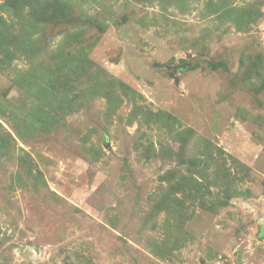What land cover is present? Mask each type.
Here are the masks:
<instances>
[{
  "label": "rangeland",
  "instance_id": "374dc122",
  "mask_svg": "<svg viewBox=\"0 0 264 264\" xmlns=\"http://www.w3.org/2000/svg\"><path fill=\"white\" fill-rule=\"evenodd\" d=\"M57 1L0 11V264H264V0Z\"/></svg>",
  "mask_w": 264,
  "mask_h": 264
},
{
  "label": "trees",
  "instance_id": "16d2710c",
  "mask_svg": "<svg viewBox=\"0 0 264 264\" xmlns=\"http://www.w3.org/2000/svg\"><path fill=\"white\" fill-rule=\"evenodd\" d=\"M24 1L25 0H0V11L1 10H8L9 12L14 10L13 12H15L16 14L18 15H21V9H23V5H24ZM52 3L54 4V7L55 8H59V12H57L56 14L58 15V17L60 18H63V17H66L67 15V7L64 5L63 2H59L57 0H52ZM226 3H222V5L220 4V6H222V13H223V16L225 17H231L234 19V21L236 22V25L238 27V29L240 30H243V28L251 22V20H253V14L250 12V10L248 9H244L242 11V9H240L239 11L241 12H238L237 11H234V8H223V6H226L225 5ZM56 15V17H57ZM68 16V15H67ZM6 22L4 21V19L1 17L0 15V40L4 42V44L8 47L9 51L11 49V47L13 46H16L17 44H15V40L13 38L10 37V33H8V35L5 34V31L7 32L9 29H11V26L9 28V26H6L5 24ZM8 27V28H6ZM33 28H36L37 29V24L35 25H32ZM27 34H28V41H27V44H24L23 45V50L26 52L28 51V47H29V51L31 50V46H33V35L31 31H26ZM25 32V33H26ZM30 38H31V41H30ZM25 43V42H24ZM64 63H70L69 61L68 62H64L62 61L61 59L58 58V60L56 62H51V69H52V82L55 81L56 77L59 76V75H62L63 74V70L61 68L62 64ZM196 66L195 65H192V64H187V65H184L183 67H181V69H186V70H193L195 69ZM66 72V70H64ZM31 72V71H30ZM32 74V72L30 73V75ZM32 78H33V74L32 76L30 77L29 76V83L31 84H34L32 82ZM55 78V79H54ZM45 77H43V81H44ZM48 84H51V82H47ZM38 84V83H37ZM23 85V84H22ZM23 87L25 88V86L23 85ZM29 89L31 88V86L28 87ZM46 93L44 92L42 94V97L45 95ZM39 95V94H38ZM41 97V96H40ZM152 114V113H151ZM164 119V122L168 121V122H171L173 125L174 124H177V123H180V121L176 118H173L172 116L168 115L167 113H161V114H156L154 113L152 115V120H154L155 122H159L160 120ZM46 119L42 118L41 120L38 121V123H36L37 125H43L46 123L45 121ZM150 122H147L146 124L149 125ZM7 146V141L4 142V143H0V148L2 149L3 147ZM197 185H200L198 182H197ZM173 187H176L177 188V185H174ZM172 187V190H170V192H168V196L170 194L172 195H175L176 192H174V188ZM199 189V188H197ZM196 189V190H197ZM198 191V190H197ZM168 204L171 206V199H169L168 201Z\"/></svg>",
  "mask_w": 264,
  "mask_h": 264
},
{
  "label": "water",
  "instance_id": "95a60500",
  "mask_svg": "<svg viewBox=\"0 0 264 264\" xmlns=\"http://www.w3.org/2000/svg\"><path fill=\"white\" fill-rule=\"evenodd\" d=\"M172 71H173V73L176 71V67L175 66L172 67Z\"/></svg>",
  "mask_w": 264,
  "mask_h": 264
}]
</instances>
